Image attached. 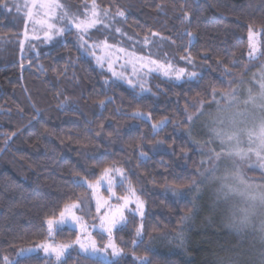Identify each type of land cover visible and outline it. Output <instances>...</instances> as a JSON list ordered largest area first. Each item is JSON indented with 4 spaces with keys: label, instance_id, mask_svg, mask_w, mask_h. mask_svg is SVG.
I'll list each match as a JSON object with an SVG mask.
<instances>
[{
    "label": "trees",
    "instance_id": "16d2710c",
    "mask_svg": "<svg viewBox=\"0 0 264 264\" xmlns=\"http://www.w3.org/2000/svg\"><path fill=\"white\" fill-rule=\"evenodd\" d=\"M70 1L78 6L91 2ZM97 2L113 14L117 9L124 11L123 23L137 36L156 33L177 56L190 54L204 70L194 80L154 74L143 81L151 91L141 93L111 78L93 57L84 54L74 31L51 45L30 41L21 54L19 47L10 44L8 55L0 59V260L5 255L15 259L18 249L46 240L45 219L58 218L66 202L83 200L84 207L89 204L95 211L91 190L74 181L95 182L103 177L105 167H114L125 175L118 193L126 196L134 190L146 204L143 236L136 245L132 242L141 224L138 216H130L126 225L115 230L117 245L128 254L119 264H140L135 256L147 257L150 264L226 261L225 249L235 243L218 226L222 212L213 216L218 230L199 229L204 214L212 217L206 209L208 198L201 204L183 251L157 239L179 233L185 217L194 211L191 198L173 192V188L189 189L203 169L202 155L187 134L191 125L187 116L212 101L208 93L213 87L217 92L227 90L226 81L236 80L251 68L249 26L261 30L259 59H264V0ZM3 8L0 37L20 38L24 20L17 25ZM187 32L192 33L191 43ZM36 44L38 52L33 50ZM205 54L208 59L202 58ZM218 58L228 65L231 75L221 77L224 69L217 64ZM100 100L105 101L103 107ZM136 111L145 118L134 119ZM161 120L168 123L154 131L152 126ZM76 235L75 228H61L56 240L69 243ZM95 235L105 238L99 232ZM66 261L108 264L83 254H72ZM15 262L48 264V259L30 254Z\"/></svg>",
    "mask_w": 264,
    "mask_h": 264
},
{
    "label": "snow or ice",
    "instance_id": "6c2138e0",
    "mask_svg": "<svg viewBox=\"0 0 264 264\" xmlns=\"http://www.w3.org/2000/svg\"><path fill=\"white\" fill-rule=\"evenodd\" d=\"M13 7L19 12L21 8L25 9V15L28 21L34 24L41 25V30L44 33V39L46 41H51L54 36H62L66 31L74 28L77 33V41L79 42V47L88 50L89 47L97 48L102 47L103 49H108L110 46L107 40L102 42L89 44L91 40L92 30L99 32L101 29L110 30L112 24L116 21V17H124L125 13L122 10L117 9L115 14H113L108 7H101L97 0H91V5L84 4V11L80 14L70 15L62 5L59 0H25L23 4H19L16 0H13ZM0 7L8 8V0H3L0 2ZM157 8H162V4H158ZM188 13L184 14L183 19H188ZM41 16L42 18L36 20L35 17ZM63 23V27H58L57 23ZM116 32H120L121 29L115 28ZM189 37V43H191L192 33L187 32ZM156 35V33H153ZM255 30L252 26H249L248 31V47L250 49L248 55L250 58L254 57V54L259 51L255 41ZM25 38L27 39V32H25ZM39 39V37H35ZM21 43V49H23V41ZM121 52L124 49H120ZM94 54V53H93ZM203 59H208L207 54H205ZM105 57L97 56V64L103 67V61ZM141 59L140 67L147 68L148 72L152 71H162L165 77L174 78L179 81L185 76L188 80H194L199 78V74L195 71H188L186 68H174L171 63L165 62L161 63L158 60H153L149 58L147 62H143ZM181 60H185L187 64L195 67V59L190 55L182 56ZM217 64L222 65L224 71L221 73V77L231 75V71L227 64L221 59H217ZM150 65L156 66L155 68L150 67ZM109 71H112L113 76L120 79H124L123 73H116L112 69V64L108 65ZM134 72H135V65ZM261 73L256 76L254 74V80L250 81L253 83V88L256 89L255 93L253 88L248 90V95L246 99L241 100L239 98L238 92L232 87L236 83L235 80L226 81L228 84V90L217 92L213 87L208 95L212 98V102L217 105L218 111L221 113L217 117V127L212 128L211 135L214 137L215 141H218L221 145L219 151L215 149H209L206 153L207 161H201L202 164L207 163L209 167L205 168L204 172H201V176H207L210 180L219 183V188L217 190V199L227 200L230 197L239 196L244 202L245 207H241L233 211L228 216L227 227L230 228L238 236L247 233L249 231L259 234V240L262 246H264V117L260 118L257 122L253 124L251 128H240L237 126V117L244 115L240 111L232 112L231 110L240 104L245 107L252 106L253 108H258L262 113H264V65L261 66ZM143 77H139L134 83L133 79L128 78L127 83L133 88H139L140 92H150V88H145L142 82ZM222 82H225L222 80ZM107 83V81H105ZM219 96L220 99L217 100L216 97ZM111 98H109V101ZM99 104L101 107L104 106L105 101L100 100ZM193 108L196 105H192ZM204 115V112L200 109L197 110L195 117L193 115H188L187 120L192 121L194 118L199 119L200 116ZM134 119H144V114L140 111H136L132 114ZM167 120H161L157 124H154L153 130L162 128ZM101 131H103V125H101ZM100 135V132H97ZM247 136L248 147L247 149L241 147L242 136ZM144 155V153H141ZM253 156L256 158L253 160ZM227 159L231 161V170L225 172L223 176H217L218 165L221 160ZM247 165L249 168L260 169V182H253L250 180L245 172L243 171L244 166ZM119 172L123 175L121 169L114 167H105L103 169V176L107 177L111 172ZM74 183L77 186L86 187L92 189L93 196L95 195V190L100 184V180H97L95 184L90 183L86 180L80 178L76 179ZM112 185L109 180V191H111ZM173 192L176 195H180L181 192L178 188H173ZM115 196V193H112ZM132 195H135L134 190H132ZM118 201H123V203H118L113 206L108 200L96 199V212L100 213V228L104 233L107 234V243L102 246H98L95 239L87 234V226L83 218L77 215V211L82 210L84 207V201H73L66 202L63 205L62 210L59 212V218L50 217L46 218L44 223L47 226V232L49 235L52 234L54 228L58 225H64L67 223H72L76 225L79 229V235H76V239L69 243H43L37 245L36 247L41 249L48 258V264H67L66 257L70 256L71 251H74V245L78 246L79 252L87 254L89 257H95L97 254H103L104 258L108 261V264H119L120 259L123 255V250L120 248L112 238V233L114 229L118 226L122 227L127 224V217L125 216V210L129 208V205L133 201L129 197H117ZM135 209H133V214L138 213L141 217L144 215V202L136 197ZM102 209L104 211L102 212ZM259 214L260 220L257 225L256 217ZM187 219V217H185ZM142 225L136 229V236H141ZM86 237V238H82ZM103 239V236L101 237ZM133 245H136L134 240ZM35 248L21 249L17 255H26L34 252ZM110 250V251H109ZM79 254V253H78ZM136 259H140L137 257ZM0 264H16L15 261L9 259L7 255L3 256L0 260ZM140 264H150V261L145 257L140 259ZM219 264H238L237 260L232 258L228 261H220ZM257 264H264V247L259 252V258Z\"/></svg>",
    "mask_w": 264,
    "mask_h": 264
},
{
    "label": "rangeland",
    "instance_id": "374dc122",
    "mask_svg": "<svg viewBox=\"0 0 264 264\" xmlns=\"http://www.w3.org/2000/svg\"><path fill=\"white\" fill-rule=\"evenodd\" d=\"M17 3L23 4L25 0H16ZM59 2L64 5V9L70 14H80L84 11V5L78 6L72 4L70 0H59ZM9 7L3 8L4 12L12 18V20L19 25L24 20V28L21 33L20 38H11L9 39L8 36L0 37V59H3L8 55V47L10 44H12L14 47H19L20 54L23 53L24 48L26 47L27 43L30 41H35V43L39 44H54L58 43L61 40L65 39V36L67 33H70L74 31L76 37L77 33L74 28L71 30L66 31V33L62 36H54V38L51 41H46L44 39V33L41 30V25L34 24L31 21H28L25 15V9L21 8V10L18 12L15 7L12 6L13 0H8ZM85 4L91 5V2H87ZM41 16L35 17L36 20L41 19ZM124 17H116V21L112 24V28L110 30H104L101 29L99 32L92 30L91 34V40L89 41V44H94L98 42H102L104 40H107L109 44L108 49H103L102 47L92 48L89 47L88 50H85L82 48L84 54L91 56L94 58L95 62L97 63L96 57L101 56L105 57L103 61V69L110 75L111 78L117 79L120 81H123L127 83V79L131 78L133 79V82L135 83L139 77H143L142 82L148 78H150L154 74H158L161 77L167 78V79H174L170 77H165L162 73V71H152L148 72L147 68H141V59L143 58V62H147L149 58L153 60H158L161 63H171L174 68H186L188 71H195L199 75L204 70L198 63L195 62V67L192 65H189L186 63L185 60H181L179 56L176 55L173 47L165 41L161 36L159 35H152L149 37H139L136 33H133L131 30H129L125 24L123 23ZM58 27H63V23L58 22ZM119 28L121 29L120 32H116L114 29ZM255 30V41L257 44V48L259 51L254 54L253 58H250L248 55L249 60L251 61V68L247 71L246 74L236 78V83L232 85L233 88H235L238 92L239 98L241 100L246 99L248 95V90L250 88H253V83H250V81L254 80V74L258 76L262 71V65H264V59H259L261 56V30L258 28H254ZM25 32H27V39L25 38ZM39 37V39L35 37ZM21 41H23V49H21ZM41 41V42H40ZM120 49H124L123 52L120 51ZM33 50L35 52H38L37 44L34 46ZM250 51V49H249ZM94 53V54H93ZM249 53V52H248ZM109 63L112 64V69L116 73H123L124 79H120L116 76H113L112 71H109ZM135 65V72H134V66ZM101 67L100 65H98ZM150 67L155 68L156 66L150 65ZM183 79H187L185 76ZM181 79V80H183ZM128 84V83H127ZM228 90V89H227ZM256 89L253 88V92L255 93ZM220 92V91H219ZM217 100L220 99L219 96L216 97ZM200 110L204 112V115L200 116L199 119H193L190 121V129L187 131V134L191 138V141L193 144L197 146V149L200 151L202 155V161H207V155L206 153L209 151V149H215L219 151L221 149V145L218 141H215L214 137L211 135V129L214 127H217V117L221 115V113L217 109V105L213 103L212 101L210 103H203V105L200 107ZM232 112L240 111L244 113V115L237 117V126L240 128H251L255 122H257L260 118L264 117V113H262L258 108H253L252 106L245 107L243 104H240L239 106L233 108L231 110ZM196 113H193L195 117ZM193 129L194 132H193ZM242 143L241 147L247 149L248 145V139L247 136H242ZM256 158L253 156V160ZM209 167L207 163L203 164V169L201 172H204L205 168ZM231 170V161L227 159L221 160V162L218 165L217 169V176H223L225 172ZM243 171L245 172L246 176L252 180L253 182H260V169L258 168H249L247 165L244 166ZM123 172V171H122ZM254 172V173H250ZM125 175H120L119 172L114 173L111 172L109 176L100 178V184L95 190V195L93 196L92 189L91 190V199L93 201V204L96 207V199L99 198L102 201L108 200L109 203L113 206L117 205L118 203H123V201H118L117 197H121L120 193H118V185L120 182H123ZM109 180L111 181V191H109ZM89 182V181H88ZM95 184V182H90ZM219 188V183L214 182L210 180L207 176H201L189 189L180 190L181 194L187 195V197L191 198V200L194 203V211L192 214H190L187 219H185L184 226L182 230L177 233L176 235H165L162 238L157 239L159 243H162L163 245H173L175 248L179 249L180 251H183L185 247L187 246V243L189 241L191 232L194 230V226H196L197 219L199 217V213H201V204L205 203V201L208 198V202L206 205V209L209 211V214H211V218L208 217V215L204 214L203 220L201 221L199 229L201 230V226H205V228L209 230H215L217 229L218 222L214 221L213 216H216V213L222 212V220L220 223H218V226L225 228L227 231L225 232L227 235V238H231L233 242L235 243V246L233 247H227L225 249V259L228 261L229 259H236L238 264L241 261H247L251 264H257L258 258H259V252L262 250V246L259 240V234L249 231L247 233L241 234L238 236L236 233H234L230 228L227 227L228 223V216L235 210L245 207V202L239 197L234 196L230 197L227 200L224 199H217V190ZM115 193V196L112 195V193ZM123 197H129L133 203L129 205V208L125 210V216L127 217V220L130 216L136 215L141 219V224L143 226V220L146 214V204L143 198L138 195L135 192V195H132V192L126 196ZM136 197H139L140 200L144 202V215L141 217L138 213L133 214V209H135V199ZM84 212L77 211V215L81 216L87 226V234H90L93 239L96 240L98 246H102L104 243H107V234L103 232V230L100 228V220L99 216L100 213H97L96 210H91V205H86L84 207ZM104 209H102V212ZM59 218V217H58ZM57 218V219H58ZM260 216L259 214L256 217V223L259 224ZM139 226V227H140ZM71 227L78 230L79 229L76 225L72 223H67L64 225H58L54 228L51 235L48 234V237L46 240L34 243L32 245L22 247L18 249L15 253V259L9 258L12 261H16L17 258H21L30 254L39 255L42 257H45V254L43 251L39 248H37V245L43 244V243H58L56 240V234L57 231L61 228ZM118 226L117 228H119ZM115 230H113L112 238L116 243L115 240ZM218 230V229H217ZM95 232L102 233L105 238L101 239V237H97L95 235ZM80 234V233H79ZM143 236V227L141 231V236L135 238V241L138 243ZM86 238V237H82ZM227 240V239H226ZM156 241V244H157ZM230 242V240H228ZM136 243V244H137ZM117 244V243H116ZM238 245V246H237ZM28 248H35L36 250L30 254L26 255H17L18 252H20L21 249H28ZM75 250L71 251V254H83L87 255L85 253L79 252L78 246L74 245ZM243 250V254H240L238 251ZM110 251V250H109ZM184 254V253H183ZM128 254L123 251V255L127 256ZM68 257V256H67ZM66 257V258H67ZM95 257L105 259L103 254H97ZM121 257V258H122ZM138 256H135L137 258ZM47 258V257H46ZM140 259H143L145 257H139ZM147 258V257H146ZM48 259V258H47ZM140 259H136L140 262ZM148 259V258H147ZM106 260V259H105Z\"/></svg>",
    "mask_w": 264,
    "mask_h": 264
}]
</instances>
